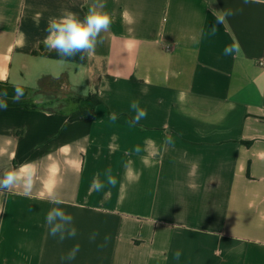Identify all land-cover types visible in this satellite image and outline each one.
<instances>
[{
	"label": "crops",
	"instance_id": "obj_1",
	"mask_svg": "<svg viewBox=\"0 0 264 264\" xmlns=\"http://www.w3.org/2000/svg\"><path fill=\"white\" fill-rule=\"evenodd\" d=\"M105 4L114 23L95 55L61 62L44 47L47 21L62 8L83 18L85 0H0V171H37L30 195L0 192V264H62L77 243L71 264H264V0ZM234 42L241 52L224 55ZM50 86L99 103L26 106ZM132 100L147 109L139 124ZM97 174L105 188L90 191ZM54 186L78 232L63 242L48 235L54 205L41 198Z\"/></svg>",
	"mask_w": 264,
	"mask_h": 264
},
{
	"label": "clouds",
	"instance_id": "obj_2",
	"mask_svg": "<svg viewBox=\"0 0 264 264\" xmlns=\"http://www.w3.org/2000/svg\"><path fill=\"white\" fill-rule=\"evenodd\" d=\"M87 11L83 18L77 12L71 11L67 8H62L58 16L49 17L47 26L44 29L46 35L43 38L44 47L48 51H55L57 56L61 58V62L69 58H74L79 55L83 60L86 57H92L96 53L98 45L104 43L105 37L102 35L108 33L114 23L113 15L106 10L105 0H85ZM247 2V0H245ZM233 13L227 12L217 17L216 24L225 22L228 16ZM122 19L128 25L134 24L135 17L131 12L125 9L122 12ZM42 13L36 14V24L39 26V18ZM213 34H215V26H213ZM241 48L238 42L231 45H226L224 48V55L229 56L239 54ZM7 97V91L3 94ZM24 98V88L14 86L13 102L19 103ZM180 100L184 99V94L179 96ZM130 109L134 112L131 118V123L139 124L141 120L147 118V109L141 107L138 100H132L129 105ZM0 108H7L6 99H0ZM112 120H116L117 113L110 114ZM166 144H171L172 140L167 137ZM139 151V148L136 149ZM29 167L27 164H21L19 167H11L9 169L0 171V192L12 191L13 189L22 188L25 195H30L33 186L36 182L37 171L33 167L30 174L25 173V168ZM107 184L115 187L117 180L111 175V169L106 170ZM105 184L101 182L99 174H97L90 185V191H102ZM42 199H47L48 202L54 205L46 214V224L48 226V235L63 242L66 239H74L78 232L74 226V216L65 211L63 205L64 199L57 193L55 186L47 190L46 195H41ZM99 233L93 231L89 240L95 242ZM109 240L108 236L104 237V242L99 245L103 248ZM80 251V245L77 243L66 254L61 255L60 260L62 264H71L76 259ZM181 256L180 250H177L173 257L179 260Z\"/></svg>",
	"mask_w": 264,
	"mask_h": 264
},
{
	"label": "rangeland",
	"instance_id": "obj_3",
	"mask_svg": "<svg viewBox=\"0 0 264 264\" xmlns=\"http://www.w3.org/2000/svg\"><path fill=\"white\" fill-rule=\"evenodd\" d=\"M79 91L76 94H84L86 92V80L83 76L79 77ZM43 96H47L49 101H55L54 105H47L51 110L64 109L66 111H73L78 109V104L75 99L67 93V90H60V86L48 87L45 92L41 93ZM31 104L40 105L38 102H33Z\"/></svg>",
	"mask_w": 264,
	"mask_h": 264
},
{
	"label": "trees",
	"instance_id": "obj_4",
	"mask_svg": "<svg viewBox=\"0 0 264 264\" xmlns=\"http://www.w3.org/2000/svg\"><path fill=\"white\" fill-rule=\"evenodd\" d=\"M76 103L78 104V109H88V110H94L97 104L99 103L98 95L96 93L90 94L87 97L75 99ZM55 101H40V105L37 104H26L29 108H38L42 106L47 105H54Z\"/></svg>",
	"mask_w": 264,
	"mask_h": 264
},
{
	"label": "built area",
	"instance_id": "obj_5",
	"mask_svg": "<svg viewBox=\"0 0 264 264\" xmlns=\"http://www.w3.org/2000/svg\"><path fill=\"white\" fill-rule=\"evenodd\" d=\"M258 64L260 67L264 68V54H263L262 58L259 60Z\"/></svg>",
	"mask_w": 264,
	"mask_h": 264
}]
</instances>
